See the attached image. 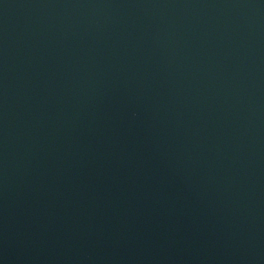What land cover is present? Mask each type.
<instances>
[{
  "label": "water",
  "instance_id": "water-1",
  "mask_svg": "<svg viewBox=\"0 0 264 264\" xmlns=\"http://www.w3.org/2000/svg\"><path fill=\"white\" fill-rule=\"evenodd\" d=\"M0 264H264V0H0Z\"/></svg>",
  "mask_w": 264,
  "mask_h": 264
}]
</instances>
